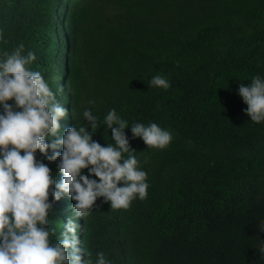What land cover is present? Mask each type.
Masks as SVG:
<instances>
[{
    "label": "trees",
    "instance_id": "trees-1",
    "mask_svg": "<svg viewBox=\"0 0 264 264\" xmlns=\"http://www.w3.org/2000/svg\"><path fill=\"white\" fill-rule=\"evenodd\" d=\"M21 44L68 110L60 134L87 125L86 109L101 122L115 109L134 149L123 156L147 173L145 199L111 209L98 197L77 220L92 264L100 252L109 264H264V121L239 94L264 79V0H0V61ZM155 75L171 86L151 88ZM134 123L173 139L151 148ZM93 140L115 145L104 124ZM36 157L61 179L59 160ZM49 200L54 244L75 202Z\"/></svg>",
    "mask_w": 264,
    "mask_h": 264
},
{
    "label": "clouds",
    "instance_id": "clouds-1",
    "mask_svg": "<svg viewBox=\"0 0 264 264\" xmlns=\"http://www.w3.org/2000/svg\"><path fill=\"white\" fill-rule=\"evenodd\" d=\"M23 50L21 44L11 54L5 51L6 59L0 61V264H92L91 253L78 235L77 220L89 214L98 197L110 202L111 209H127L137 196L145 199L147 173L138 168L136 156L124 158L132 149L125 133L129 126L115 109L103 122L86 109L83 117L88 124L67 127L61 135L60 121L68 110L56 101L41 72L28 67L35 54L29 51L24 56ZM148 83L165 90L171 86L163 75L153 76ZM239 94L248 105L245 112L250 119L264 121V79L256 75L250 85L241 83ZM101 124L111 129L115 145L102 146L93 140ZM131 131L133 138L140 137L156 149L166 148L173 139L156 123H134ZM38 150L48 161L59 160L60 180L48 164L37 160ZM82 169L89 174H82ZM65 194L75 202L71 205L75 219L68 216L53 244L49 196L60 201ZM258 250L264 253V244ZM96 264H109L103 252L97 253Z\"/></svg>",
    "mask_w": 264,
    "mask_h": 264
}]
</instances>
